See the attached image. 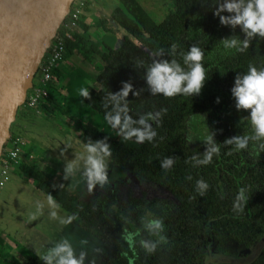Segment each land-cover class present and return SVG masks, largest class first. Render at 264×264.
<instances>
[{
  "label": "trees",
  "instance_id": "obj_1",
  "mask_svg": "<svg viewBox=\"0 0 264 264\" xmlns=\"http://www.w3.org/2000/svg\"><path fill=\"white\" fill-rule=\"evenodd\" d=\"M117 1L121 6L113 13L119 26L148 53L127 37L117 50L108 46L99 50L95 36L88 33L89 26L78 21L72 31L69 52L101 65L95 77L98 88L89 89L92 99L82 98V101L104 117L106 93L119 91L122 82L130 81L134 89H145L139 96L129 94L130 114L134 118L137 111L155 113L167 109L158 126L153 122L157 136L151 143L145 142L134 148L109 137L110 160L168 191L176 202L165 198L149 200L145 194L135 197L127 187H119L118 191L109 187L97 189L92 196L85 197L77 188L54 189L53 185L61 183L44 174L33 156H26L20 162L17 174L27 183L34 184L42 195L47 197L51 193L64 213L77 217L75 222L83 230L115 249L114 256L106 264H201L211 246L222 251L226 245L247 248L259 242L264 237V149L259 145L264 141H250L248 148L240 151L223 142L235 135L253 134L250 120L246 118L249 113L236 110L230 90L237 73L246 74L250 64L257 69L264 68V39H253L243 52L226 49L221 39L232 35L244 37L239 27L233 32L213 15L217 0H172V10L161 22H155L136 0ZM172 44L177 45L176 53L168 55ZM192 45L200 47L205 54L203 64L208 79L201 94L175 98L152 96L142 78L143 69L135 67L137 62L150 64L154 54L163 49L165 58L176 59L186 67L183 55ZM57 73V70L52 72V79L46 86L48 99L41 105V110L50 114L52 103L63 102L57 89ZM37 84L36 80L33 86ZM218 97L219 103L216 102ZM23 106L26 107V103ZM239 120L246 129L236 124ZM197 121L203 123L207 136L210 131L216 133L214 139L220 146L219 155H214L207 165H198L192 160L193 156L203 159L206 150L203 142L206 138L203 143H191L188 139L190 129L195 128ZM72 122L77 131L93 140L106 136L94 126L80 124L78 120ZM13 134L10 132V136ZM168 157H173L175 163L165 171L161 161ZM189 176L191 180L187 179ZM198 180L209 185L204 196L196 189ZM241 188L245 189L248 201L244 211L237 213L233 205ZM156 208L159 212L155 215L163 220L165 231L162 235L167 242L159 244L157 250L149 254L141 247L140 240L158 238L144 230V211L154 212ZM125 229L131 233L140 232L132 246L124 239ZM2 244L0 239V247ZM27 258L30 264H43L38 256ZM6 262L24 264L16 258L7 261L0 252V264Z\"/></svg>",
  "mask_w": 264,
  "mask_h": 264
},
{
  "label": "clouds",
  "instance_id": "obj_2",
  "mask_svg": "<svg viewBox=\"0 0 264 264\" xmlns=\"http://www.w3.org/2000/svg\"><path fill=\"white\" fill-rule=\"evenodd\" d=\"M207 4V3H205ZM205 4H202L205 5ZM212 6V5H211ZM213 15L219 18V23L223 26L230 27L233 32L239 27L243 33V39L237 35H232L221 39L226 49H235L243 52L250 47L251 41L257 37L264 39V0H217L213 7ZM222 13H227L224 15ZM177 49L176 44L171 45V51L168 55H175ZM163 49L158 50L150 64L145 65L144 61H138L136 68L143 69V79L147 85V91L152 96L162 95L165 98H175L177 96H199L208 79L207 70L203 64L204 51L197 45L190 46L186 54L183 55V62L186 67H182L176 59L165 58ZM145 89H134L130 81L122 82V87L116 92H107L103 98V107L106 110L104 120L110 127L116 131L117 135L123 140H133L137 144L145 142L151 143L157 136L156 130L153 128V122L160 123L161 115L167 109L158 112H140L137 111L136 118L130 113L132 109L129 107V94L139 96ZM231 95L235 101L237 111L248 112L246 116L250 120L252 135H235L225 139V145H234L235 150H246L250 141H264V68L257 69L253 65L248 66L246 74L237 73L234 78V84L231 88ZM79 95L84 100H91V92L89 88H81ZM219 103V97L216 100ZM216 133L210 131V134L203 141L206 145L203 159L196 156L192 157L198 165H207L212 162L214 155H219L220 146L215 141ZM191 142V137L188 138ZM84 152L68 161L63 168V181H73L72 187L78 186L80 181L86 185L89 193L95 189H106L110 184L109 178V162L112 157L111 145L109 137L104 136L102 139L93 141L89 138L84 144ZM264 149V143L259 145ZM175 160L168 157L161 161V167L169 170ZM79 174V179H77ZM187 179L191 180L189 176ZM63 188L64 184L53 185ZM209 185L204 180L196 182V189L201 196H204ZM248 201L245 189H239L233 210L237 213L243 212ZM47 205L51 209L49 215L52 219H57L61 224L70 225L73 220L77 219L75 215L66 218L58 215L60 204L56 202L51 193L47 196ZM44 204L37 202L36 212L31 214L29 219L36 220L38 216L43 214ZM143 228L151 236L157 237L156 240L141 239V247L149 254L154 253L161 243H166V238L162 233L165 231L164 223L161 218L148 219L143 222ZM140 235L139 230L135 233L127 232L125 229L124 239L130 245H134L135 237ZM81 248H77L73 244V240L69 236H62L58 241L52 242L39 259L43 264H95V260H89L88 251L84 246L88 244L87 239L79 241ZM94 253H100V249H93Z\"/></svg>",
  "mask_w": 264,
  "mask_h": 264
},
{
  "label": "rangeland",
  "instance_id": "obj_3",
  "mask_svg": "<svg viewBox=\"0 0 264 264\" xmlns=\"http://www.w3.org/2000/svg\"><path fill=\"white\" fill-rule=\"evenodd\" d=\"M91 1L92 0H90V3ZM163 1L165 11L169 12L172 10V0ZM144 5L148 12H150L151 9L156 10V6L159 7L158 2L154 0H146ZM114 18L115 16L111 14V21L118 27ZM95 38L97 40L99 39L98 36H95ZM133 41L137 44V41L134 39ZM108 46L111 47V43H108ZM139 47L144 48L142 45ZM34 82H36L35 78L33 80V83ZM57 102L58 103H52L53 112L49 119L43 117L44 115L36 116V114L29 112L26 107L21 106L18 109L16 119L11 126L10 132L12 134L14 133V135H20L29 143L28 148L26 145L23 149H29L28 152L35 156L38 162L37 166L40 165V162L43 160V163L48 167V169L45 170L48 172V175L52 174L53 171V175L55 174L53 178L57 182L69 188H77L83 194L85 189L83 188L84 183L82 180L78 186L72 187L74 182L63 181L62 176L64 165L84 152L83 146L88 142L90 137L81 131H77L74 124L72 125L73 127H71L67 125V123H64L62 113L67 115L65 110H69L67 112L69 116H71L75 111L73 112L72 107L70 109L69 107L67 108L63 102L59 100ZM81 102L80 99V103ZM83 116H89L90 118H83ZM83 116L79 119V121H81L80 123L97 127L110 137L120 140V142L125 145L133 147L138 146L137 143H126L104 119L96 116L92 111ZM236 124L246 129L245 124L241 123L240 120ZM19 127L21 128L19 129ZM194 127L195 128L190 129L191 143H203L202 140L207 137L203 123L197 121ZM193 136L197 138L194 139ZM6 147H8V145H5V148ZM116 165L115 162L110 160L109 178L111 184L108 186L109 188L116 187L114 189L117 190L122 182V185L124 183L131 188L134 195L138 196L140 193H144L149 200L153 198H169L170 201L175 202L174 198L166 191L125 171L122 167H120L123 169L121 170ZM77 179H79V176H77ZM0 192V237H2L1 239L3 241L0 252L4 253L7 261L11 258H16L24 264H30L27 256L39 257L37 253L42 254L51 246L52 242L58 241L62 236H69L73 240V244L77 248V251L81 248L79 241L81 239H87L88 244L84 247L88 251L89 260L94 259L95 264H103L104 260L106 261L114 256V248L104 245L99 237L83 231L75 220H73L70 225H64L61 224L59 220L50 218L49 213L51 209L47 205V197L42 195L31 183H25V181L21 182V180L13 176ZM92 193L85 192L83 196H90V194L92 196ZM37 202L44 204L43 214L38 216L36 220H30V215L36 212ZM158 212L159 208H156L154 212L145 210L144 221L157 218L155 214ZM58 215L64 218L68 216L61 209L58 210ZM97 248L101 250L98 254L93 252V249Z\"/></svg>",
  "mask_w": 264,
  "mask_h": 264
},
{
  "label": "water",
  "instance_id": "obj_4",
  "mask_svg": "<svg viewBox=\"0 0 264 264\" xmlns=\"http://www.w3.org/2000/svg\"><path fill=\"white\" fill-rule=\"evenodd\" d=\"M74 0H0V156L18 109ZM264 246V237L259 242Z\"/></svg>",
  "mask_w": 264,
  "mask_h": 264
},
{
  "label": "crops",
  "instance_id": "obj_5",
  "mask_svg": "<svg viewBox=\"0 0 264 264\" xmlns=\"http://www.w3.org/2000/svg\"><path fill=\"white\" fill-rule=\"evenodd\" d=\"M136 1L155 22H161L168 12L165 11V5L163 0H154L155 2H158L159 7L156 6V10L151 9V13L147 11V8L145 7L146 4L144 5L146 0ZM119 6L121 5L117 0H92L91 3H89L85 8L82 21L89 26L88 33L90 36L99 37V39H96L95 41V45L97 46V48H99V50H102L104 46L108 45V43H111V47L116 49L121 45L124 37H129L126 32L118 28L119 26L117 27L116 24L111 21V14L115 16L113 10ZM114 19L118 25V18L115 16ZM87 67L88 64L81 60L79 54L72 51L70 54L65 56L62 64L57 69V74L59 77V84L57 85V89L60 90V95H62L63 98L62 101L67 106V108L69 107L70 109L72 107L73 112L75 111L74 114L72 113L71 116H69L67 112L69 110H65L67 115L62 113L64 123H67V125L71 127H73L71 125L72 117H75L77 115L82 117L86 113L92 111L88 105L83 103L81 99L82 97L79 95V89L85 88L89 83V79L94 78L95 76V74L92 72L93 68L89 69ZM80 99L82 101L81 103ZM49 107H51L52 109V105ZM39 115H44L43 117L49 119L51 118L52 114L42 111V113L36 114V116ZM20 128L21 127H19V129ZM25 142L28 148L29 143L27 141ZM28 150L29 149H23L21 161H23L26 156H33V158L36 160L35 156L29 153ZM43 162L44 161L42 160L38 167L41 171H43L44 174L48 175V172L45 171L46 169H48V167H46L47 165H45ZM16 170L17 167L12 171L9 181L13 176L17 177L19 180H21V182L24 181L22 178L19 177ZM53 176H55V174L53 175L52 171V174H49L48 177L53 178ZM25 183L27 182L25 181ZM32 186H34V184H32ZM1 238L2 237H0V239Z\"/></svg>",
  "mask_w": 264,
  "mask_h": 264
},
{
  "label": "built area",
  "instance_id": "obj_6",
  "mask_svg": "<svg viewBox=\"0 0 264 264\" xmlns=\"http://www.w3.org/2000/svg\"><path fill=\"white\" fill-rule=\"evenodd\" d=\"M89 3L90 0L73 1L70 13L60 25L38 67L34 77L38 84L28 91L25 101L26 107L35 114L42 113L41 105L48 99L46 86L52 79V72L57 70L65 56L71 53L68 45L73 38L72 31L76 28L78 21H82L85 8ZM5 145L8 147L5 148ZM5 145L0 156V191L9 181L12 171L20 164L26 142L20 135L13 134Z\"/></svg>",
  "mask_w": 264,
  "mask_h": 264
},
{
  "label": "flooded vegetation",
  "instance_id": "obj_7",
  "mask_svg": "<svg viewBox=\"0 0 264 264\" xmlns=\"http://www.w3.org/2000/svg\"><path fill=\"white\" fill-rule=\"evenodd\" d=\"M118 26H119V22H118ZM119 28L121 29V30H123L120 26H119ZM124 31V30H123ZM125 32V31H124ZM129 36V35H128ZM125 38L126 37H124L123 38V42H124V40H125ZM128 39H130V40H132V42L134 43V44H136L134 41H133V38L132 37H127ZM123 42L121 43V45L118 47V48H112V47H110L111 49H114V50H117V49H119L121 46H122V44H123ZM137 46L139 45V46H141V44H139L138 42H137V44H136ZM108 46V45H107ZM138 46V47H139ZM109 47V46H108ZM139 48H141V47H139ZM99 49V48H98ZM143 51H145V52H147L148 53V51H147V49L145 48H141ZM80 56V55H79ZM80 58H81V60H83L84 62H86L87 64H88V67L87 68H89V69H92L93 68V71L92 72H95L94 74H95V76H94V78H90L89 79V83H88V85L85 87V88H89V89H92V88H98V85H97V83H96V81H95V77H96V75L98 74V72L101 70V65H100V63L99 62H97V61H88V60H85V59H83L81 56H80ZM80 90V89H79ZM83 98V97H82ZM81 98V99H82ZM84 103V102H83ZM92 112H93V114H96V116H99L100 118H102V119H104V117H102L100 114H98L97 112H95L94 110H92ZM75 120H78L79 121V119H80V116H77V117H72V121H74V119ZM83 118H90L89 116H86V117H83ZM79 122H81V121H79ZM71 124L73 125V122H71ZM80 124H83V123H80ZM84 125H86V124H84ZM97 128V127H96ZM97 129H99V128H97ZM101 131V130H100ZM101 132H103V131H101ZM106 136H108V137H110L109 135H107L105 132H103ZM110 138H112V137H110ZM112 139H114V138H112ZM122 139V138H121ZM114 140H117V141H119L120 142V140H118V139H114ZM125 141V140H124ZM123 141V142H124ZM120 143H122V142H120ZM125 143V142H124ZM126 143H130V144H132V143H136L135 141H134V139L133 140H128V141H126ZM123 144V143H122ZM125 145V144H124ZM126 146H128V145H126ZM138 146H139V144H138ZM137 146V147H138ZM128 147H133V146H128ZM137 147H134V148H137ZM112 161V160H111ZM116 164V163H115ZM117 167H119L120 168V166H118V165H116ZM121 169V168H120ZM121 170H123V169H121ZM125 171H127V170H125ZM127 172H129V173H131L130 171H127ZM131 174H133V173H131ZM135 175V174H134ZM137 176V175H136ZM137 177H139V176H137ZM139 178H141V179H143V180H145V181H147V182H150V181H148V180H146V179H144V178H142V177H139ZM52 179H54V178H52ZM55 180V179H54ZM150 183H152V182H150ZM153 185H155L154 183H152ZM156 186V185H155ZM119 187H121V188H125V187H127L131 192H132V190H131V188L129 187V186H127L126 184H124L123 183V185H122V182L120 183V186ZM156 187H158V186H156ZM83 188L85 189L84 190V193L86 192V193H88V190H87V187H86V185L84 184V186H83ZM114 188H116V187H114ZM158 188H160V187H158ZM160 189H162V188H160ZM162 190H164V189H162ZM94 191H97V189H95ZM164 191H166V190H164ZM167 193H169L168 191H166ZM83 193V194H84ZM133 193V192H132ZM144 193H140V195H134L135 197H142V195H143ZM170 194V193H169ZM91 195V194H90ZM92 195H93V193H92ZM171 195V194H170ZM87 196V195H86ZM172 196V195H171ZM85 197V196H84ZM145 197H146V195H145ZM173 197V196H172ZM87 198V197H86ZM147 198V197H146ZM174 198V197H173ZM148 199V198H147ZM165 199H168L169 200V198H165ZM175 200V199H174ZM170 201V200H169ZM175 202H176V200H175ZM82 229V228H81ZM83 230V229H82ZM83 231H85V230H83ZM86 232V231H85ZM88 233V232H87ZM102 242V241H101ZM260 242V241H259ZM259 242H256L255 244H253V245H250L249 247H247V248H244V247H242V246H237V245H226V246H224L223 247V250L222 251H216L215 250V248L213 247V246H211V247H209V250H208V252H207V255H205V257H204V259H203V261H201V264H264V246H260L259 247ZM103 244L104 245H107V244H105L104 242H103ZM108 246V245H107ZM110 259H108V260H104V262H103V264H106V262H108Z\"/></svg>",
  "mask_w": 264,
  "mask_h": 264
}]
</instances>
